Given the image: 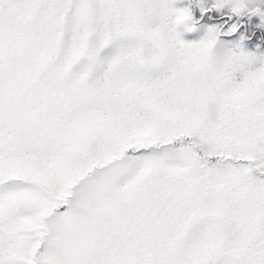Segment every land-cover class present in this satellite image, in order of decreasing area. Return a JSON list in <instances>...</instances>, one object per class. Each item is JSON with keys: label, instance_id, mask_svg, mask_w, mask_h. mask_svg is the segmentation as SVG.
<instances>
[{"label": "snow or ice", "instance_id": "obj_1", "mask_svg": "<svg viewBox=\"0 0 264 264\" xmlns=\"http://www.w3.org/2000/svg\"><path fill=\"white\" fill-rule=\"evenodd\" d=\"M0 264H264V0H0Z\"/></svg>", "mask_w": 264, "mask_h": 264}]
</instances>
